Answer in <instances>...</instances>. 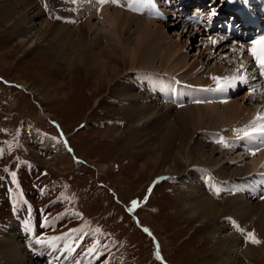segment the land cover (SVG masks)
<instances>
[{
	"label": "rangeland",
	"instance_id": "1",
	"mask_svg": "<svg viewBox=\"0 0 264 264\" xmlns=\"http://www.w3.org/2000/svg\"><path fill=\"white\" fill-rule=\"evenodd\" d=\"M34 1L37 2L36 6L41 4V9L39 7L38 9L41 10L42 18H35L38 28L46 29L49 23L53 29L75 26V21L69 23L55 21V17L62 10V3L59 0ZM45 10H49L48 16L45 15ZM36 12L37 10L32 8V13L28 12V14L31 13L30 17H32ZM65 14L71 20L86 16L81 13V10L75 14L69 11ZM132 17L137 19L135 16ZM43 19L45 23L40 25L44 22ZM32 20L34 21V16ZM92 20L89 25H96V21ZM11 26L10 23L0 21V79L7 83L5 85L0 82V125L4 126L8 135L13 130L16 134L14 154L9 157L15 160L33 157L38 160V166L44 170L45 177L50 180L62 179L69 189L75 190V198L65 194L68 198L65 199L67 203L64 199L58 200L59 203L54 208V214H56L65 208H72L73 205L76 213L80 214L78 217L75 212H71L66 217L67 227L63 229L75 227L101 229L103 235L94 233L89 240L100 239L101 244L108 245L107 249L100 248L104 256H108L110 251L115 256L119 252L122 260L112 256L111 264H217L212 256L211 241L208 238L214 225L213 221L200 223L197 219L190 217L178 199L180 186L177 181L185 179L186 176H192V173L186 172L188 167L194 166L191 165L190 159L191 146L203 137V134H198L199 131L205 128L210 129L207 128L208 123L203 122L202 126L197 125L195 131L188 128L191 133L186 134L187 142L180 148L183 153L182 158L171 167L163 157L166 155L164 150L159 149V153L146 143L145 138H141L138 132L141 123L134 122L123 114V104L117 95V86L121 85L123 77L126 78L130 72L129 66L123 64L126 60L123 59L119 63V77L114 78L110 81L111 83L106 74L95 69H87L83 64H72L69 66L71 69L65 68L62 64L52 67L44 61L43 56L34 52L32 47L27 48L20 43ZM45 29L42 31L45 32ZM174 29L176 33L180 32L179 27H172L166 32L170 40L168 43L162 41L161 45L170 46L160 47L162 52H170L172 43L176 46L179 44L178 47L181 49L179 48L178 53L186 65L200 58L203 64L202 69L205 70L208 61L206 64L203 61L208 59L207 56L203 57L204 53L201 51L193 52L191 38L196 37V34L186 29L182 30L181 35H176ZM134 32L136 33L135 23L130 32L124 31L123 37L134 41L137 36ZM96 34L97 30L94 34L89 33L88 38ZM145 61L146 55H141L137 65L140 66ZM159 65L160 62L155 63L156 67ZM214 68L216 67L211 68L212 71H215ZM187 73L184 72L181 77L191 78L193 74ZM199 76L196 75L194 80L188 81L200 84L199 82L203 80ZM20 83L26 87L24 88ZM235 98L231 101H241L240 96ZM248 106L244 108H249ZM192 107L194 106L172 111L171 107L167 106L166 110L161 109L145 119L148 125L145 129L152 136V140H159L158 135L164 136L167 132L171 134L175 126L181 129L183 126L179 123L180 119L185 121L187 119H184L185 115L199 110ZM201 108L204 110L205 107ZM216 109L221 112L220 108L216 107ZM243 113L245 114V111ZM117 121L119 125H115ZM27 124L33 129L40 128L53 135V141L56 140L58 144L64 143L65 137L72 152L65 150V145L61 144L56 146L57 151L54 152V149L52 153L47 154L50 156L48 159L42 160L35 152L26 151L24 147L29 145L26 138L30 135L29 131L24 129ZM193 124L189 127H193ZM217 128L220 127L217 126L215 129ZM22 130L23 132L19 133ZM184 131L187 133V129ZM33 143L41 146L45 141L34 138ZM176 144L179 147V141H176ZM204 150L209 151L206 147ZM45 151L47 153L48 148L44 150V156H47ZM219 166L220 164L213 169L216 170ZM1 167L3 165H0V172L3 170ZM233 168L235 167L231 166V169L226 171V173L230 172L232 177L236 176V171L232 172ZM162 175H171L170 177L176 175V186L157 184ZM154 183L157 185L155 184L151 192L147 191ZM188 184L191 188L200 190L197 181L193 180ZM57 188H61V185L49 186L47 193L38 199L40 203L49 200V197H54L53 195L57 194ZM70 199L73 200L68 202ZM132 200L137 201L138 206L134 211L129 212L127 209L131 207ZM144 201L146 204L140 207ZM216 202L225 203L220 199ZM259 204L260 202L255 201L247 203L253 210L255 209L253 216L260 213ZM240 209L242 208L237 209L226 203L225 214L233 215L229 219L224 218L225 221L227 220L226 223L239 222L244 229H257L253 226H256V221L249 226L243 223L244 219L238 214H243L244 211L239 213ZM0 211V216H3L4 211L2 209ZM55 223L62 224L63 221L56 220ZM144 228H147L151 235L143 231ZM157 251L162 259L156 258ZM243 262L248 264L246 261Z\"/></svg>",
	"mask_w": 264,
	"mask_h": 264
},
{
	"label": "bare ground",
	"instance_id": "2",
	"mask_svg": "<svg viewBox=\"0 0 264 264\" xmlns=\"http://www.w3.org/2000/svg\"><path fill=\"white\" fill-rule=\"evenodd\" d=\"M36 3L37 2L34 0H0V21L7 24L10 23L12 25L11 29H14L15 35L20 40V43H23L27 48L32 47L33 51L43 56L44 61L48 62L52 67L62 64L65 68L69 69V66L72 64H83L87 69H95L100 73L106 74L109 78V82L119 77V63H121L123 59L126 60V62L123 61V64L129 66L130 72L133 70L145 72L147 70L146 72L152 71L172 75L183 70V68H185V73H190L194 68H203L200 58L195 59L192 64L186 65L181 55L178 53L181 49L178 47L179 44L176 46L172 43V50L168 53L162 52L160 48H164L165 45H167L163 44L162 46V41L168 43L170 40L166 32L172 27H179L180 32L176 33V29L173 31L176 35H181L182 30L184 31L187 29L184 25L180 26L178 23H174L172 25H167L166 28L165 25L156 23L152 20L138 19V17L134 19L129 14L127 15V13H120L118 10L112 8H104L97 16L88 9V11H86V17H77L72 20L75 21V26L71 23L72 26H74L72 28L62 26L59 29H53L51 23H49V27L46 26V29L38 28L35 24V18L40 19L42 15H40L41 4L36 6ZM38 7L40 9H38ZM32 8L37 10L33 15L34 21L32 20L33 16L30 17ZM28 12H31L30 15ZM91 20L96 21L95 24L98 26L89 25ZM43 21L44 22H41L40 25H44L45 20L43 19ZM134 23L136 27V33H134L137 36L134 41L126 40V38L123 37L124 31L127 33L130 32ZM161 28H163V30H161ZM43 29H45V32L42 31ZM95 30H97V34L88 38V34H94ZM102 41L104 42L102 43ZM156 47L160 49H156ZM141 55H146L145 63H141L143 67L142 65H137ZM156 62H160L158 67L155 66ZM215 69L217 68H214V70ZM182 73H184V71ZM129 80H131V78H129ZM199 83L201 84L202 82ZM20 85L22 84L20 83ZM23 87L25 88L26 86L24 85ZM117 87V95L120 97L123 104L124 116L134 122L139 121L141 123L140 127H138L141 138H145L146 143L151 145L153 149L158 150V152L159 149L164 150L166 155L162 154V156L164 155L165 161L169 162V166L171 167L173 163H178L182 158L183 153L180 151V148L187 142L186 134L195 131L197 125L202 126L203 122L209 125L207 128L210 129L205 128L202 131L198 132L199 129L196 131V133L198 132V134L200 133L201 135L204 134L203 131L214 130L217 126L224 127L231 122L233 123L243 118L250 110V108H244L242 99H240V102L235 100L224 105L194 106L192 107L193 109L199 110L194 111L192 114L185 115L184 119L187 118L185 121L182 118L180 119L179 123L183 126L181 127L182 130L180 127L175 126L171 130V134L167 132L164 136L158 135L159 140H152V136L145 129L148 127L145 119H148L150 117L149 115L155 114L161 109L166 110L165 108L167 106L152 103V99L150 98H152L153 95L147 92L148 88L139 87V85L136 87L128 81L127 77H123L121 85ZM201 107H205L204 110ZM216 107L220 108L221 112H219ZM243 111H245V114ZM192 123H194L193 127H189ZM183 128L185 130L187 129V133ZM188 128L192 130L190 131ZM227 135L228 134L225 133V136ZM176 141H179V147ZM196 142L191 146L190 150L191 165L208 167L222 178H237L236 180L241 179L244 175L249 173V166L253 164V160L244 162L241 168H233L232 172L236 171V176L232 177L233 175H231L230 172L226 173L233 165L227 164L229 157L225 159V153H221V150L218 151V147L216 146L206 144L201 138ZM205 147L208 148L209 151H205ZM172 151H174V153H171ZM234 159L235 157L229 160ZM219 164L220 166L218 169H213L214 166ZM193 180L199 182L193 174L192 176H186L185 179L177 181L180 186L178 199L182 202V207L185 208V212L190 217L197 219L200 223L213 221L214 225L211 228L212 230L209 235H207L211 241L210 248L212 256L216 259L217 264H244L243 261H246L248 264H264V202H260L259 204L260 213L253 216L255 209L253 210L252 207L247 205L250 201H242L239 197H229L226 199L220 198L221 202L225 201V203L220 204L216 202L218 196H216L214 192L210 191L208 193L209 195H203L200 190L198 191L191 188L188 183ZM232 198L238 199L231 200ZM226 203L237 209L242 208L238 211L239 213L244 211V213L238 215L240 218L244 219L243 223H245V225H253L254 221H256V226H253L257 227V229H252L255 230L257 235L261 238L258 240L259 243H253L251 245L244 244V234L232 231L228 227V223H226L227 220L225 221V219H229L233 215L225 214L224 208ZM16 219L20 221H15ZM25 222L24 219L13 216L10 220L0 225V264H43L42 262H37L36 258H34L33 251L35 249H41L46 255V258L53 261L54 264H59L61 262L63 264H76L77 261H80V264H85L81 258L74 260L75 253L69 257L67 256L61 261V258L64 256H61L60 259H56L57 256H60V253L54 251L50 247L46 245L34 247V238L43 235H53L52 229L56 223H54L53 226L50 225L49 229L35 226L34 228H36V230L33 233L34 237H32L26 233L27 230L24 226ZM223 222H225V224ZM58 244L60 245L59 242Z\"/></svg>",
	"mask_w": 264,
	"mask_h": 264
},
{
	"label": "snow or ice",
	"instance_id": "3",
	"mask_svg": "<svg viewBox=\"0 0 264 264\" xmlns=\"http://www.w3.org/2000/svg\"><path fill=\"white\" fill-rule=\"evenodd\" d=\"M101 2H103V0H101ZM151 0H133L132 4H129L128 7L129 8H133V6L135 4H142V3H150ZM215 13H213L214 15ZM259 42H264V36L259 38ZM213 44L216 43V41H212ZM258 41L257 40H253L252 41V48L248 49V52L252 55L253 59L256 62V68L259 69V75L261 77H264V48H262L259 52L256 50V45H257ZM241 54H243V45L241 46ZM244 65L241 64V69H244ZM252 79H254L255 77H251ZM212 79L214 81L217 82V91H223L226 87H235V82L238 79L240 82H246V77L244 76H239V77H232L231 80L229 77H212ZM221 79H223L225 81L224 84H221L220 81ZM256 89H253V92H255ZM251 128H252V132H248L246 130H237V131H244V134L246 136H250L252 135V133H264V113H258L257 117L255 118V120L252 122L251 124ZM0 131H4L2 129H0ZM220 143H223L222 140L218 141ZM8 143V142H6ZM12 145L10 143H8V148L9 150H11ZM69 151H71V149H69ZM4 155V150L0 149V157H2ZM5 172H8V169L5 168L4 169ZM10 177H11V181L14 185H16L17 188H19V184L17 183V173L16 172H10L9 173ZM0 179H3V177H0ZM11 191V189H10ZM43 191V190H41ZM149 192H151V188L149 189ZM217 194L219 193V189H216ZM62 199H68L67 197H64L63 194L61 195ZM22 199V197H21ZM145 199H147V197H145ZM69 202H71L69 200ZM26 203V202H25ZM131 207L128 208L127 210L129 212H132L135 210V208L138 206V202L137 201H132L131 202ZM15 210V209H14ZM29 215H31V209H29ZM76 216H80L79 213H75ZM53 219H59V216ZM52 221H50L49 217H47L45 215L44 217V221L43 223L40 225L41 228H45V227H49L50 223ZM25 228L26 230L31 233L32 229L30 227V221H26L25 222ZM238 227V226H237ZM143 231H145L146 233H148L149 235H151V233L148 231L147 228H144ZM82 233L80 236L76 237L75 239H73L72 244H68L67 242H65L62 245H59L58 242L60 241H66V238H68L72 233ZM94 232L100 235H103V233L101 232V229L96 228L94 229ZM89 235V233H85L83 232L82 228H74L69 230V232L63 233L61 235H56V236H52V237H36L34 240V243L36 245H41V246H48L51 249H53L54 251H57L60 253V256H57L56 259H60L61 256H64L65 258L67 257V255H71L73 253L76 252V248L79 247L87 238V236ZM247 239L250 240L251 243H259V241L255 238V235L251 232L247 233ZM75 245V247L73 246ZM100 248H104L107 249L108 245L106 244H101L100 240L96 239L93 240L91 246L87 247L85 250V255L87 256H93L95 258H99V256L103 255V253L100 252ZM156 258L157 259H162L160 257L159 251L156 252ZM76 264H80V261H77ZM104 264H108V262L105 260Z\"/></svg>",
	"mask_w": 264,
	"mask_h": 264
}]
</instances>
